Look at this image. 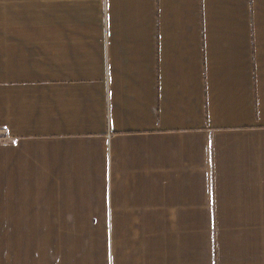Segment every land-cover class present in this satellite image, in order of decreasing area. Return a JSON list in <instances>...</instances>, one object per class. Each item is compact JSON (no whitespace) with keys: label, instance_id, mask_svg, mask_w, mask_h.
<instances>
[{"label":"crops","instance_id":"0c3cea01","mask_svg":"<svg viewBox=\"0 0 264 264\" xmlns=\"http://www.w3.org/2000/svg\"><path fill=\"white\" fill-rule=\"evenodd\" d=\"M0 264H264V0H0Z\"/></svg>","mask_w":264,"mask_h":264}]
</instances>
